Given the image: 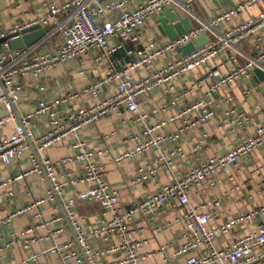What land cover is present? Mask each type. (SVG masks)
Here are the masks:
<instances>
[{"label":"built area","instance_id":"built-area-1","mask_svg":"<svg viewBox=\"0 0 264 264\" xmlns=\"http://www.w3.org/2000/svg\"><path fill=\"white\" fill-rule=\"evenodd\" d=\"M193 1L142 0L129 8L130 0H68L60 5H48L46 14L36 22L25 25L16 23L8 33L0 35V103L4 104L8 112L18 102V80L23 76L32 74L39 77L46 70L88 54H94L95 61L108 62L104 76L80 91L71 90L60 95L57 100H47L40 87L41 96L34 111L19 118L12 134L7 137L0 136V165H9L30 145L35 150L29 158L30 170L18 174L12 182L22 180L30 173H38L49 183L46 197L0 218V229L10 225L18 215L42 206L47 200L56 199L61 208V216H54L47 221L42 220L35 227L25 228L18 234L13 233L5 242L0 236V255L4 247L17 246L22 250L23 259L15 264H44L40 261L41 258L49 255L56 256L59 264H142L153 254L139 253L145 240L134 238L137 232L130 228V222L138 214L152 215L151 219L155 221V216L161 215L163 207L177 206L181 211L177 220L183 227V232L180 236L182 242L172 248L173 258H183L184 264H264V201L252 210L235 211L229 218L212 227L210 226L212 219L220 214L225 201H229L235 192H239L240 187H231L230 190L223 192L222 196L211 195L196 203L191 200L192 190L202 192L203 187H206L208 193H213L214 189L221 185L218 177L220 173L229 170L256 150L264 149V125L257 124L253 133H247V126L252 118L238 110L231 97H225L224 101L228 105L225 126L241 129L244 134L242 139L225 153L198 159L177 177L172 175L179 162L184 161L182 164L188 165L185 159L189 157L179 146L182 137L187 132L209 123L216 116L218 104L213 97L221 88L242 80H250L251 77H255L254 70L264 73V37L257 36L251 45V53L245 56L241 55L239 49L243 40L256 35L264 28V9L259 16L238 23L228 32L217 30L219 23L263 0H244L209 22L194 17ZM165 10L179 14L181 18L192 16L198 24L189 22L191 29L174 40L167 38L164 43L157 40L142 41V28L159 13L164 15ZM176 22L169 21L170 25ZM33 25L43 28L44 35L29 48L12 50L9 42L16 38L14 35ZM202 34L208 39L206 45L185 56L179 55L173 59L168 57L170 54L178 53L181 47ZM56 38L60 39L57 46L49 47L51 41ZM37 47H41L43 51L32 55ZM119 51H123L126 62L116 67L110 60ZM224 51H228L230 64L227 72L224 75H217V82L210 83L203 97L182 108L178 114V117L182 118L181 126L166 132L167 125L174 118L150 123L147 115L140 112L141 100L145 94H150L165 83L168 86L166 92H173L167 107H175L184 93L177 90L173 82L186 73L203 68ZM161 60L164 64L159 65ZM138 71L145 72V77L135 79L134 74ZM212 77H216V73L210 72L206 78ZM260 81L264 82V79ZM107 87H112L115 92L97 104L87 106L77 102L83 94L95 97ZM59 107L63 109L60 110ZM120 107L124 108L135 121L143 124L144 141L137 144L134 149L119 155L115 162L119 164L129 161L150 149H161L166 146V151H161L153 159L155 168L136 169L131 183L144 184L156 170H163L171 175L170 183L162 185L155 192L147 193L140 201L127 208L120 203V192L106 181L101 166L92 161V153L84 141L76 139L72 146L76 153L75 161L80 166L78 176L68 173L59 178L54 163L48 158L38 156L39 152L50 145L61 141L67 135L76 134L99 119L115 116L119 124L124 123ZM155 112L153 110V113ZM40 116L49 117L50 128L49 132L36 138L34 123ZM10 120H13L11 115L0 120V130ZM203 146V137L196 139L192 146L193 153H199ZM259 170L264 171V164L258 168ZM76 186H82L83 189L78 191L75 197L60 200L67 189ZM77 202L95 203L99 205L102 217L109 216V219L103 220L101 224L91 229L90 237L85 234L81 220L76 215ZM64 219L72 229L73 240L56 242L54 237L61 234L64 227H59L55 232L49 230L54 223H60ZM254 221H257L256 227L246 232L245 228ZM38 229H44L45 234L35 236ZM240 230L245 234L235 236L229 243L223 240L222 245L218 246L219 238L223 239L230 233ZM111 237L116 238L118 242H111L105 248L96 251L89 245L90 238H99L106 243ZM36 243L39 246L43 243L48 245L33 253L32 245ZM165 251L164 246L158 253L164 256L163 264H170L171 259ZM106 256H112L113 259L107 261Z\"/></svg>","mask_w":264,"mask_h":264},{"label":"crops","instance_id":"crops-1","mask_svg":"<svg viewBox=\"0 0 264 264\" xmlns=\"http://www.w3.org/2000/svg\"><path fill=\"white\" fill-rule=\"evenodd\" d=\"M68 0H3L0 2V35L8 33L14 24L22 25L36 22L40 17L47 12L48 5H60ZM142 0H130L129 8H132ZM244 0H194L192 4V12L194 17L200 21L209 22L222 12L230 10L242 3ZM264 9V0L246 8L238 13V15L223 21L218 24L219 32H228L238 23L246 19L257 17ZM158 16L149 20L141 30L142 41L157 40L159 43H164L168 40L167 36H162L156 29L155 20ZM190 17V18H189ZM189 22L197 25V21L189 16ZM185 18V17H183ZM192 19V20H191ZM169 23V22H168ZM171 24V23H169ZM193 25V26H194ZM260 33V34H259ZM256 35H251L243 40L239 45L241 55L245 56L251 53V45L257 36L264 37V28ZM59 38L52 40L49 47L57 46ZM43 50L41 47L35 48L32 55L40 53ZM181 56L175 52L168 57L173 59ZM94 54H88L78 58L67 64L58 65L52 69L46 70L39 77L32 74H27L19 78L18 102L14 104L10 112L6 110L7 116L2 117L4 109L0 108V120L12 116L13 120L7 122L0 130V136L7 137L13 133L15 125L20 117L34 111L37 106L40 87L43 89L44 97L47 100H57L60 95L71 90L80 91L83 88L94 83L97 79L104 76L108 69L107 61H95ZM116 67L121 63H125L123 51H119L111 57V60ZM164 64L161 60L159 65ZM230 66L228 61V51H224L213 59L209 64L199 70L186 73L183 77L176 79L173 85L184 93L179 103L171 108L167 107V102L170 100L172 93H167V85L162 84L157 89H154L150 94H145L141 100L140 112L147 115V120L150 123H155L159 120L169 121L165 131H173L182 124V118L178 114L189 103L194 102L197 98L203 97L208 86L216 83L217 75H224L227 68ZM210 72L216 73V77L206 78ZM145 72L138 71L134 74L135 79L145 77ZM172 86V83L170 84ZM175 90V91H177ZM115 90L112 87H107L101 90L97 96L91 94H83L77 100L79 104L91 106L97 104L104 97L112 95ZM231 97L235 107L252 118L251 123L247 126V133H253V129L257 124L264 125V82L260 81L259 77H251L250 80H242L221 88L219 93L213 97L216 108V116L207 124L199 126L197 129L187 132L179 143V146L189 157L185 159L187 164L179 162L178 168L173 176L180 175L189 165L196 162L198 159L211 157L225 153L230 147L239 142L243 137L241 129H232L225 126V112L228 105L224 98ZM58 109H63L59 107ZM153 110L156 112L153 113ZM124 123L119 124V120L115 116L99 119L94 124L81 129L76 134L65 136L61 141H58L42 152L38 153L40 158H48L55 165V172L61 177L63 174H72L78 176L80 166L75 161V151L72 146L76 139L86 143L90 153H92V161L101 166L106 181L112 188L120 192V203L124 208H127L134 203L140 201L147 193L155 192L162 185L170 183L171 175L163 170H156L155 174L150 176L144 184H132V177L136 169L144 168L149 170L154 167L153 159L158 156L161 151H166L164 146L161 149H150L142 154L137 155L129 161H123L119 164L115 162L122 153L127 150H132L134 147L144 141L142 135L143 124L135 121L132 116L122 107H120ZM9 113V115H8ZM49 117L40 116L34 123L35 137H41L49 132L50 124ZM204 135V136H202ZM203 137L204 146L199 153H193L192 146L194 141ZM35 153L32 145L23 150L22 154L12 160L9 165H0V218L7 216L13 210L26 208L35 200L46 197L49 188L48 181L38 173H30L22 180L12 182V179L20 173L29 171L31 168L29 158ZM181 163V164H180ZM264 164V149H258L249 156L244 157L241 161L230 167L229 170H224L218 175L221 180V185L214 189L213 193H208L206 187H203L202 192L192 190V202H199L202 198H207L211 195H221L223 192L230 190L231 187L239 186L240 191L235 192L234 196L227 202L225 201L220 214L212 219L210 226H215L221 221L229 218L235 211H249L264 201V171L258 168ZM232 175L231 177H229ZM10 181V182H8ZM82 186H76L72 189H67L62 201L75 197L77 192L82 190ZM13 194V195H11ZM75 212L81 220V224L85 234L90 237L91 229L109 219L108 215L102 217L99 205L90 202H77ZM181 211L180 209L170 206L163 207V211L159 217L155 216V221L152 220V215L138 214L129 226L137 233L135 239L145 240V244L139 249L141 254H153L147 257L142 264H163L164 256L158 253L161 247L165 246V253L171 259L170 264H184L183 258H173L172 248L174 245L182 242L180 238L183 227L177 220ZM61 216V208L58 201L47 200L42 206L31 208L24 214L14 218L12 223L0 229V236L5 242L8 236L15 233L18 234L28 227H35L42 220H50L54 216ZM40 216V217H39ZM257 221L250 224L245 231L255 228ZM63 226L64 231L56 235V242L73 240L72 229L64 219L60 223H54L49 230L55 232L59 227ZM244 231H234L230 235L219 238L218 246L222 245V241L230 242L235 236H240ZM45 234L44 229H38L35 236L39 237ZM245 234V233H244ZM111 242L116 243L118 240L111 237L110 241L104 243L99 238H90L89 245L93 251L105 248ZM48 244L36 243L32 245V252H39L42 246ZM23 259L21 248L15 246L12 248L4 247L0 255V264H15ZM107 261H111L112 256H106ZM44 264H59L56 256L49 255L40 260Z\"/></svg>","mask_w":264,"mask_h":264},{"label":"water","instance_id":"water-1","mask_svg":"<svg viewBox=\"0 0 264 264\" xmlns=\"http://www.w3.org/2000/svg\"><path fill=\"white\" fill-rule=\"evenodd\" d=\"M104 1V0H100ZM169 21H177L174 25L168 24ZM156 29L162 36H167L170 40H174L177 36L182 35L185 31L191 29V25L187 18H181L179 14L172 13L170 10H165L164 15H161L157 20H155ZM44 35V29L39 25L30 26L22 30L17 35H14L13 40L9 42L12 50L18 51L25 48H29L35 44ZM208 43V39L205 34L200 35L197 39L193 40L191 43L179 49L181 56L194 51L196 48L204 46ZM260 80L264 79V73L259 70L253 71ZM0 108H5L4 104L0 103ZM6 109V108H5ZM4 109V114L2 117L7 116V112Z\"/></svg>","mask_w":264,"mask_h":264}]
</instances>
